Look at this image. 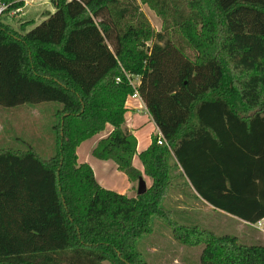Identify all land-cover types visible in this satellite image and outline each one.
Masks as SVG:
<instances>
[{"label": "trees", "instance_id": "trees-1", "mask_svg": "<svg viewBox=\"0 0 264 264\" xmlns=\"http://www.w3.org/2000/svg\"><path fill=\"white\" fill-rule=\"evenodd\" d=\"M23 1L0 0V106H60L55 153L0 148V264H149L137 243L155 217L180 243L204 245L201 264H264V244L183 223L164 204L189 188L216 210L264 219V0H53L20 31L2 14ZM127 74L162 133L139 154L152 185L136 196L102 187L77 155L110 124L93 155L139 183Z\"/></svg>", "mask_w": 264, "mask_h": 264}, {"label": "rangeland", "instance_id": "rangeland-1", "mask_svg": "<svg viewBox=\"0 0 264 264\" xmlns=\"http://www.w3.org/2000/svg\"><path fill=\"white\" fill-rule=\"evenodd\" d=\"M23 2L24 6L19 12L11 10L2 14V20L6 24L20 31L24 22L25 27L31 29L54 11L53 0ZM141 7L153 27L160 31L162 19L149 6L142 4ZM128 103L135 107L136 111L141 109V112H144L142 106L133 105V98L129 97ZM58 106L60 105L56 102L15 107L0 106V148L33 146L44 156L55 153L52 125L55 122L54 110ZM188 189L175 187L164 200V204L174 211L175 219L183 223L200 225L219 234L235 235L242 243L264 244V219L252 224L225 211L216 210L212 205L191 197L186 191ZM180 193L183 197L178 195ZM179 198L182 202H178ZM137 249L149 264H201L204 245L188 246L180 243L173 237L171 228L155 217L153 232L138 241Z\"/></svg>", "mask_w": 264, "mask_h": 264}, {"label": "crops", "instance_id": "crops-1", "mask_svg": "<svg viewBox=\"0 0 264 264\" xmlns=\"http://www.w3.org/2000/svg\"><path fill=\"white\" fill-rule=\"evenodd\" d=\"M128 98L126 101L128 111L125 115V121L127 127L133 131L137 138V154L134 156L133 164L142 172V177L147 187H150L152 185V179L145 174L144 165L139 154L150 146L155 134L162 137V133L151 116L144 100L142 98H133V105L143 107L144 112L142 113L141 109L136 111L135 107L129 105ZM112 130L113 126L108 124L105 130L83 141L77 147L78 161L79 163H87L92 167L95 177L102 187L128 196H136L138 194V186L119 169L115 161L102 160L93 155V150L98 142L102 138L108 136ZM178 195L183 197L181 193ZM176 199H178V197ZM178 202H182L181 198H179ZM177 204H179V207H182L180 203Z\"/></svg>", "mask_w": 264, "mask_h": 264}, {"label": "built area", "instance_id": "built-area-1", "mask_svg": "<svg viewBox=\"0 0 264 264\" xmlns=\"http://www.w3.org/2000/svg\"><path fill=\"white\" fill-rule=\"evenodd\" d=\"M127 77H128L130 83L133 85V87L135 89L134 90V93L131 94L130 96L132 98H142L141 95H140V93H139V90H138V86L140 84V77L139 76H131L129 74H127ZM117 80L120 81V77L117 78ZM161 139H162V137L159 138V141L160 142L162 141Z\"/></svg>", "mask_w": 264, "mask_h": 264}, {"label": "water", "instance_id": "water-1", "mask_svg": "<svg viewBox=\"0 0 264 264\" xmlns=\"http://www.w3.org/2000/svg\"><path fill=\"white\" fill-rule=\"evenodd\" d=\"M148 187L143 177L140 178L138 183V194H143L147 191Z\"/></svg>", "mask_w": 264, "mask_h": 264}]
</instances>
